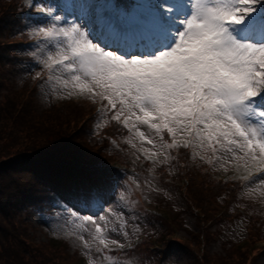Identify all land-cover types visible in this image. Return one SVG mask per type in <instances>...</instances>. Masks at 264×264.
<instances>
[{"label": "rangeland", "instance_id": "1", "mask_svg": "<svg viewBox=\"0 0 264 264\" xmlns=\"http://www.w3.org/2000/svg\"><path fill=\"white\" fill-rule=\"evenodd\" d=\"M37 2L0 0V23L4 18L13 23L18 17L14 12L21 15L19 24L9 29L20 42L10 45L17 51L6 54L1 65L8 84L2 88L0 100L7 103L8 95L17 93L31 105L33 109L27 105L31 113L48 111V125L68 127L72 144L113 174L110 189L96 196H71L62 190L58 196L45 194L39 204L17 209L14 217L26 225V231L12 243L25 261L264 264V171L220 150L200 147L180 131L176 146L169 148L173 137L166 130L157 133L127 112L121 113L120 120L113 119L119 104L111 109L99 97L70 95L62 86L67 73L43 66L49 55L55 56L49 50L54 41L35 31L50 23L47 16L34 11ZM46 2L69 19L84 15L85 4L100 5V0ZM129 116L125 126L123 121ZM185 143L190 146L183 147ZM240 169L248 170V175L236 180L227 176ZM86 217H92L94 223ZM17 224L7 228L12 231ZM97 235L104 238L103 244Z\"/></svg>", "mask_w": 264, "mask_h": 264}, {"label": "snow or ice", "instance_id": "2", "mask_svg": "<svg viewBox=\"0 0 264 264\" xmlns=\"http://www.w3.org/2000/svg\"><path fill=\"white\" fill-rule=\"evenodd\" d=\"M33 9L50 21L35 31L54 41L43 66L67 73L70 95L119 104L113 119L166 130L169 148L180 131L264 171V0L85 4L72 19L46 0Z\"/></svg>", "mask_w": 264, "mask_h": 264}, {"label": "trees", "instance_id": "3", "mask_svg": "<svg viewBox=\"0 0 264 264\" xmlns=\"http://www.w3.org/2000/svg\"><path fill=\"white\" fill-rule=\"evenodd\" d=\"M104 2L107 5L126 3L100 0L99 4ZM14 13L18 17L12 19L13 23L7 18L0 23V93L8 84L1 65L6 54L17 51L10 45L20 42L9 32L19 24L21 15ZM7 98V103L0 100V260L3 264H41L38 260L25 261L22 251L12 243L26 231V225L14 217L17 209L39 204L45 194L58 196L62 190L71 196L83 193L95 196L98 191L110 189L113 171L106 165L96 164L73 145L68 138V127L48 125V111L43 115L31 113V105L17 93H10ZM248 173L240 169L227 176L236 180ZM15 223L17 228L10 231L7 226Z\"/></svg>", "mask_w": 264, "mask_h": 264}]
</instances>
